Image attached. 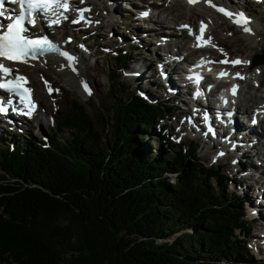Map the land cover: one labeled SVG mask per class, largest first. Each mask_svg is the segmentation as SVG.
Listing matches in <instances>:
<instances>
[{"label": "trees", "instance_id": "obj_1", "mask_svg": "<svg viewBox=\"0 0 264 264\" xmlns=\"http://www.w3.org/2000/svg\"><path fill=\"white\" fill-rule=\"evenodd\" d=\"M111 58L122 67L127 54ZM251 64L264 65V50ZM114 73L100 115L110 146L73 100L44 139L0 144V264H261L227 175L195 158L192 142L172 152L153 129L170 106L117 97ZM145 138L153 152L138 144Z\"/></svg>", "mask_w": 264, "mask_h": 264}, {"label": "rangeland", "instance_id": "obj_2", "mask_svg": "<svg viewBox=\"0 0 264 264\" xmlns=\"http://www.w3.org/2000/svg\"><path fill=\"white\" fill-rule=\"evenodd\" d=\"M117 1L118 0H115L116 4H118ZM120 1L123 6H128L130 2V0H120ZM169 1L170 0H166L163 6L166 7L167 11L170 12L173 11V8L170 7V4L168 3ZM241 5H245L246 7V2H243ZM93 7L94 9L92 13L86 16L87 20L91 22L82 21L81 22L82 25L65 27V29H63L64 31L67 32L68 36H72L71 34L75 35L74 40H71L70 42L66 43L69 47L77 48L80 42L86 41L89 45L92 46L90 47V49L96 51V53H91L89 55V59H85L84 61L80 56L77 59L78 61L77 63H79V68L76 69L77 70L76 73L79 76V78L82 79L83 81H85L86 79L87 85L90 87L92 95H88L84 91L85 93L83 94L85 95L83 96L82 93L77 89L75 80L73 78L66 77V73L64 72L65 71L68 72L69 70L65 69V71H63V69L59 68L58 63H54V64L48 63L45 67L37 63L34 65L36 70H33V67H29V66L21 67V71L27 75V78L29 80V85L32 87L35 98L38 100V103L40 104L37 113V119L33 117L28 121L13 120L12 122L3 121L1 119L0 140L2 145L6 143H13L17 140H20L21 137L28 139L30 142H34V143H36L38 140H41V138L45 137L48 134L50 128L54 127L55 118L60 117L63 112H66L68 108V102L70 100L79 103L83 107L84 112L87 115V117L90 119L94 129L101 134V139H102L101 146L104 145L108 147L111 145L112 136L110 130L107 126H104L102 124L100 119V115L102 113L101 112L102 107H107L108 104H110V102L112 101L111 97H108V95L106 94L109 85V81L107 79L108 71L114 69L115 71L114 78L119 82H121L122 84H124V87L118 90L119 92L117 94V97L120 96L122 99H125L127 96H129L130 93L134 91L133 88L134 82L131 79L125 77L124 70L121 69L122 67L117 68L112 65L111 54L113 53L111 52L112 51L111 48L113 47V44L109 46L108 44L111 43L109 42L106 43V41L112 40L114 38L113 36L109 37V35H111V29L107 27H102L101 26L102 23L99 19V17H101V15L104 14V11L106 9L103 0H94ZM176 8H177L176 13H180L178 14V17L175 18V19H179L177 20V22L184 21L186 20L185 17H187L188 15H192L191 20H193V22L195 23L198 21L200 17L195 12H199L201 15H203L204 19L209 21L210 34H211L210 44H212L215 41L216 43L223 45V47L229 53V55H227L228 58L231 57L235 59L239 57L241 60L249 61L250 57L255 52L264 50V8L262 6L249 7L254 13H257L255 16L252 15L250 17L251 22H254L256 25L255 27H251L252 29L251 33H245L240 26L237 25L235 26L228 17L214 15L213 12L209 11L204 6L192 8L185 4L182 6H176ZM191 8L193 10H191ZM114 9L119 10L120 7H118L117 5L116 8ZM126 13H127L126 10H124L119 14H116V16L123 19ZM124 20L126 21V16ZM117 21L118 20L116 19V24ZM141 25H148V23L141 22ZM125 26H126L125 28H128L129 30L133 29L128 24ZM114 27L116 26H113L112 31L116 29ZM163 27L168 28L167 24H165ZM102 28H104V31ZM174 41L175 40L173 37L170 38L169 40V42L172 43V46L170 47V50L172 51H174V45H175ZM111 42H115V41H111ZM98 43L101 47L98 46ZM117 43L121 44L120 41H117ZM94 46L96 47L94 48ZM83 48L84 46L81 45L80 49L84 53ZM105 48H108L107 49V51H109L108 54L105 53ZM89 51L91 52V50ZM136 52L137 53L133 54V60L136 61L139 60V61H137L135 64L131 66L132 67L139 66V62L142 59H145V62H143L142 64L143 66L148 64V61L150 59V55H148V48H142L139 50L137 49ZM155 52L157 53V56L161 57L160 54H158L161 52L160 50H157ZM84 63H88L89 65H84ZM246 65L247 64H241V66L238 68L241 70L240 74L245 77L244 80L240 79L239 81V85H240L239 97L242 99V100L240 99L241 104H239V108L244 109V112L248 114L249 109L252 108V106L258 105L261 102V98H254L253 96L256 94L259 95L262 88H264L263 87L264 66L260 65L256 69L246 70ZM120 70H121V74L119 72ZM31 79H33V81L37 86L33 85L34 83L32 84V82H30ZM45 81H47L48 85H50L51 88L54 90L51 92V94L49 93V89L46 86ZM50 82H52V84H50ZM36 90L39 91V94H36ZM157 90L158 89H154L153 91H157ZM166 97H167L166 94H161L160 96H158L157 100H159V102H166L170 106L171 112L164 113L159 117L160 118L159 120H155L153 129L154 131L163 129V133L167 134V139L169 144L168 146L170 150L172 152H175L177 150V146L175 144L177 143V141H180L181 142L180 145L183 147H186L188 145V141L184 140L182 137H180V134L176 132L177 128H179L180 126L179 122H181V120L183 119L182 116L183 114L179 112L180 110H174L175 108H173V106L177 104V101L174 99H166ZM175 119L178 120V123H174ZM154 136L155 134H153V138ZM57 137L60 139L66 138L67 132L66 131L58 132ZM138 144L140 145L141 148L144 145L146 151L148 152H153L154 149H156L157 147V141L152 140L151 138H145L141 140ZM206 145L207 144L204 143V145L200 148V146L197 144L196 157L199 158L206 166H210V165L213 167H216L217 165L222 166V168L230 176L233 177L232 182L224 183L230 195H233L234 193L238 195L241 194V189L246 186L245 184L247 185L251 184L252 187L255 186V188H252L247 192L248 194H251L252 192V198L249 201H245V202L251 204L255 196H259L258 191H256L257 186L261 188L264 187L263 186L264 180L261 179V182H263L262 184L260 183L259 185H254L253 179L242 180L240 177L232 175L234 171V167L232 166V162H231L232 158H228V159L220 158L217 161L218 164L212 163V160H210V158H208L207 156L208 152L205 150ZM142 149L144 150V148ZM216 150L217 149H214L212 151V154L216 153L217 152ZM172 175H173L172 173L163 174V176L167 178L168 182L172 181ZM2 178H4V175L0 171V182H2L1 181ZM3 184H5V182ZM262 194H264V192H262ZM251 208L252 207H245V204H243V210L245 213H250ZM245 218L249 221L248 215H245ZM251 225L252 228L248 236L249 238H247L248 241L246 245L249 248L252 257L261 259L264 257V255L258 249L256 243H254V241L250 239V237L255 238L254 236H252V234L259 233L255 229V225H259V223L256 224V222H254L251 223Z\"/></svg>", "mask_w": 264, "mask_h": 264}, {"label": "bare ground", "instance_id": "obj_3", "mask_svg": "<svg viewBox=\"0 0 264 264\" xmlns=\"http://www.w3.org/2000/svg\"><path fill=\"white\" fill-rule=\"evenodd\" d=\"M89 2L92 5L91 11H93L94 0H92V1L89 0ZM103 2L105 4L106 9L104 11V14L101 15V17H99V19L102 23L101 24L102 27H107V28L111 29V35H109V37L113 36V38H114L112 40L106 41V43H108V42L111 43V44H108L109 46L113 44V47H115V48H113V47L111 48L112 49L111 52L113 53V54H111V57L114 56L117 52H125V54H127V62L129 63V65L127 67H130L131 65H133L137 61H139V60H137V61L133 60V54L137 53L136 50L137 49L139 50L142 48H148V55H150V59L148 61V64L143 66L142 64H143V62H145V59H142L139 62V66H136L133 68H128L124 71L125 77L131 79L134 82V85H133L134 86L133 87L134 88V91H133L134 94L136 93L139 96H145L146 99L153 101V102H158L159 101V100H157L158 96H160L161 94L177 95L178 90L180 89V87H179L180 82H179L178 77H177V72L180 68H178V66L174 65L173 62L175 60L173 58L178 59L179 60L178 63L179 62L183 63L188 58V56H182V49L190 48L191 53L200 52V51L192 49L191 45L188 47L187 38L189 36L186 34V31H188V29L185 28V30H186L185 31L184 29L179 27V25H182L183 23L189 24L190 22H193V20H191L192 15H188L187 17H185L186 20L181 21V22H177V20H179V19H175L176 17H178V14H180V13H176L177 12L176 6H182L185 4L181 0H170L168 3L170 4V7L173 8V11L169 12V11H167V8L163 6L162 3H158L155 0H130L128 6H123L121 4L120 0L117 1L118 4H116L115 0H103ZM184 2L192 8L198 7V4H189L188 0H184ZM117 5H118V7H120L119 10L114 9V8H116ZM172 5H174V6H172ZM222 6H229V4L226 1V2L222 3ZM205 7L206 8L209 7L208 9L210 11H212L209 4L205 5ZM192 8H191V10H193ZM226 9H228V8H226ZM124 10H126V12H127L125 15L126 21L124 20L125 16L123 17V19L116 16V14H119L120 12H122ZM143 13H147V15H143ZM191 13H192V11H191ZM195 13L198 16H200L199 19H203V15H201L199 12H195ZM116 19L118 20L117 24H116ZM141 22L149 23L148 28L143 29ZM127 24L130 25L133 29L129 30L128 28H125L126 27L125 25H127ZM165 24H167L168 28L163 27ZM113 26H116V27H114V28H116L114 31H112ZM249 26L255 27L256 25L254 22H251V24ZM190 28L194 29V25L192 23H190ZM102 29L104 31V28H102ZM119 31L122 35L119 33ZM58 32L61 35L60 36L61 40H63V38H68V35L67 36L65 35V34H67L66 31H64V30L59 31L58 30ZM71 35H73V34H71ZM172 37L175 40L174 41L175 42L174 51L170 50L172 43H170L169 40ZM111 41H115V42H111ZM117 41H120L121 44H118ZM63 43H65V42H63ZM81 45L84 46V48H83L84 53L80 49ZM98 46L101 47L99 45V43H98ZM90 47H92V46L89 45L88 43H84L82 41L78 44V48L75 50V53L69 52L67 47H65L64 44H62L61 51L67 52L71 56H74V57H76V55H77V59L81 56L82 60L84 61L85 59H89V55L91 53H94V50L90 49ZM95 47L96 46H94V48ZM161 47L165 48L166 55L163 58V62H158V64H157V62H154V60L158 59L159 56H157V53L155 51L160 50ZM107 49L108 48H105V53L108 54L109 51H107ZM89 50H91V52ZM207 58H209V57H207ZM77 62L78 61L76 60L72 64V66L69 67V62L66 63V62L62 61L59 64V68L63 69V71H65V69L69 70L68 72H66V71L64 72V73H66V77L73 78L75 80V84H76L77 89L84 96L85 94H83V93H85V92H84V89L81 85L82 79H80L79 76L77 75V73H76L77 70L75 72L72 71V67H74L75 69L79 68V63H77ZM26 64H27L26 67L27 66L33 67V70H36V68L34 67L33 64H31V63H26ZM227 64L230 65L229 63H227ZM84 65H89V64L84 63ZM53 66H55V65H53ZM119 67L120 66H117V68H119ZM120 74H121V72H120ZM146 80L148 82L156 81V83H158V85L156 87H151L147 83ZM30 82H32V84L34 83L33 85L37 86L35 84V82L33 81V79H31ZM85 82H86V79H85ZM50 84H52V82H50ZM234 85H236V84H234ZM157 88H158L157 91H153L154 89H157ZM239 88H240V85H238L236 97L240 96ZM144 89H148V93L144 92ZM36 94H39L38 90H36ZM253 97L254 98H262L261 95H257V94L254 95ZM34 101L36 102V108H35V111L33 112V117L37 119V109L39 108V105H38L37 99H34ZM183 101L184 100L181 101V99L179 98L177 101V104L173 106V108H175L174 110L179 108L178 106H180V104ZM255 107L258 110H262L261 107H258V106H255ZM242 113L244 114L245 112H242ZM194 117L196 118V120H198V122L200 124H202L204 126V124L202 123V121L199 117L198 112H196ZM25 121H27V120H25ZM235 121L241 124V122H239V120L236 119ZM28 126H29V123H28ZM247 141L248 142L251 141L249 136L247 134L242 135L231 146V148L223 155V158H225V159L232 158L231 162H232V166L234 167V169H240V168L245 167V166H247L249 168H255L256 167L254 162L251 160L252 159L251 157L255 156L256 154L261 153V150L258 146L263 143L264 135L261 133L260 137L258 138V141L255 142L254 144H251V146H249V144H245ZM230 142H231V140H230ZM143 148L146 149L144 147V145H143ZM262 176H263V173L261 175H259L258 177L253 179L254 185H259L260 183L262 184V182H260ZM244 178H251V177L245 176ZM245 187L242 188L241 192H242V195L244 196L245 200L249 201L252 198V192H251V194H248L247 192H248V190L255 188V186L252 187L251 184H248ZM256 190L260 194V198H259L260 202H261L260 206L262 207L257 215L259 217H261L264 221V194H262V192H264V187L261 188V187L257 186ZM255 202H256V200L253 199L251 204H248L247 202L246 203L248 205H255ZM233 231H236V229H233Z\"/></svg>", "mask_w": 264, "mask_h": 264}, {"label": "snow or ice", "instance_id": "obj_4", "mask_svg": "<svg viewBox=\"0 0 264 264\" xmlns=\"http://www.w3.org/2000/svg\"><path fill=\"white\" fill-rule=\"evenodd\" d=\"M11 3H17V0H10ZM84 0H81L83 3ZM199 0H188L189 4H196ZM205 3L209 4V6L213 7L216 11L222 13L226 17H228L234 24L240 26L245 33H251L252 29L249 26L251 24V18L248 17L243 12H232L231 10L226 9L223 6H218L213 2V0H204ZM5 0H0V9H3ZM20 10L18 14H14L13 11H9L7 14V19L10 21L6 25L4 23H0V89H4L9 93H13L19 97V102L23 104L24 109L26 111L23 112L24 115L31 116L35 111L36 105L31 99V89L25 88L22 86L21 82L27 83V79L18 74V70H15L17 74L14 78L8 79L7 77H11L13 74V69H10L5 66L3 61H11V62H22L28 63L30 59H37L40 56H43L46 53H58L61 56H64L68 62L69 67L77 60L76 57L71 56L69 53L61 51L58 46L53 44L52 41L48 39L47 36L43 37H31L29 36L28 29L25 27V20L27 16V23L30 25L35 24V20L31 19L33 13H37L47 19L48 14L56 16L55 19L48 20V23L51 24H59L61 18L66 19L64 16V12H66L70 7V0H19ZM63 10V11H60ZM78 13V19L74 20L73 23H79L80 21L91 22L88 21L84 16L85 12H89V8H78L76 9ZM143 15H147V13H143ZM0 17H5V12L0 10ZM182 28H187L189 30V35H195L188 25H181ZM206 29V25L203 21L200 22V34L195 35V39L197 44L195 47H201L204 44H208L211 42V37H208L207 40L203 39V33ZM215 45H213L214 47ZM222 51V50H221ZM212 61H205L202 57L201 60L194 67H201L205 63H211ZM219 63L226 64L231 63L232 65L239 64H248L249 61L241 60L237 58L235 60H222ZM72 71L75 72L76 69L72 67ZM259 71V70H258ZM227 72H220L217 74V78L228 76ZM235 77L240 79H244L240 73H236ZM189 80H192L194 83L199 84L200 80L203 77L199 73H193L190 75ZM46 86L49 89V93L51 94L54 91L50 85H48L47 81H45ZM81 85L84 91L88 95H92L90 87L87 83L81 80ZM212 86L209 85V88ZM238 85H232L230 92L233 96L237 94ZM58 91V90H55ZM199 90L195 95H200ZM225 103L227 100L224 97H221ZM12 104V100L9 99L7 104L0 103V114H6L9 110L11 111H20L17 108H9V105ZM261 109H264V106H261ZM258 112L260 110H257ZM227 115L231 116L232 113H227ZM253 123H256V116H253ZM211 131V129H209Z\"/></svg>", "mask_w": 264, "mask_h": 264}]
</instances>
